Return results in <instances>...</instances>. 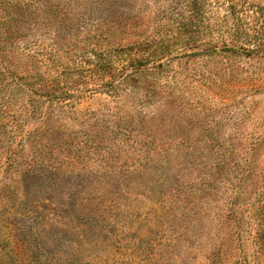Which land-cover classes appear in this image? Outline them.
Returning a JSON list of instances; mask_svg holds the SVG:
<instances>
[{
    "label": "rangeland",
    "instance_id": "rangeland-1",
    "mask_svg": "<svg viewBox=\"0 0 264 264\" xmlns=\"http://www.w3.org/2000/svg\"><path fill=\"white\" fill-rule=\"evenodd\" d=\"M0 264H264V0H0Z\"/></svg>",
    "mask_w": 264,
    "mask_h": 264
}]
</instances>
